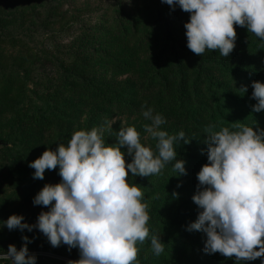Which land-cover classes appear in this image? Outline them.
<instances>
[{"label": "rangeland", "instance_id": "374dc122", "mask_svg": "<svg viewBox=\"0 0 264 264\" xmlns=\"http://www.w3.org/2000/svg\"><path fill=\"white\" fill-rule=\"evenodd\" d=\"M189 16L178 6L173 9L162 0H131L130 3L127 0H0V93L8 90L6 97L0 99V138L6 141L5 149H0V224L11 214H22L26 222L34 224L39 213L47 210L34 205L33 198L45 184H55L61 177L58 169H53L45 171L43 180L34 179L35 170L28 166L29 162L46 148L66 145L74 131L97 126L107 129L105 122L114 119L111 135L105 132L109 144L116 142L115 132L120 127L135 126L142 137L147 135L139 128L147 123L142 106L147 107L151 93L142 85L152 78L159 84L162 75L168 76L167 72L155 73L157 54L165 52L166 60L162 62L174 61L172 49L175 48L168 42L187 43L184 24ZM167 26H171L170 31ZM151 31L154 34L150 35ZM240 39L229 57L206 50L202 58L229 61L235 66L242 55L233 52L247 43ZM257 58L254 59L258 68L264 70V53ZM213 64L207 63L204 67L207 75L204 78L223 81L225 76ZM70 72L93 80L89 91L108 87L111 99L108 102L85 100L83 83L71 77L70 84L66 85L65 74ZM242 72L237 79L251 75L248 70L242 69ZM248 86L252 88L251 84ZM130 102L138 104L139 110L124 109L121 105ZM254 125L261 127L260 122ZM163 127L175 134L186 130L188 125L169 120ZM147 143L154 145L155 141L148 139ZM184 146L176 148L177 159L188 155L189 143ZM206 149L205 143L199 151L201 160ZM9 159L31 171L23 177L29 187L11 175L5 166ZM201 165V162L185 161L186 174L179 177L175 176L171 164L151 178L132 177L129 173V183L141 179L136 185L144 192V201L148 204L150 235H160L165 244V252L160 256L152 253L150 239L139 244V264H237L234 257L205 253V235L186 230L196 219L198 209L193 200L185 207L183 202L196 191V174ZM188 171L195 172V176L189 177ZM173 192L178 195L173 196ZM23 235L32 239L29 252L49 264H53V259L76 260L66 249H61L59 254L35 250L34 241L46 238L37 229L21 232L0 226V252H6L9 244L19 249ZM261 259L243 264H261Z\"/></svg>", "mask_w": 264, "mask_h": 264}, {"label": "clouds", "instance_id": "9594fccd", "mask_svg": "<svg viewBox=\"0 0 264 264\" xmlns=\"http://www.w3.org/2000/svg\"><path fill=\"white\" fill-rule=\"evenodd\" d=\"M162 3L190 14L184 24L187 47L198 56L207 50L229 57L237 39L234 26L264 41V0ZM251 87L256 101L252 111H264V82L252 81ZM142 107L146 136L135 126L120 127L116 142L107 143L105 132L111 135L113 119L105 122L107 129L74 131L66 145L46 148L29 162L34 179L43 180L46 170L58 169L60 181L45 184L33 198L34 205L47 210L39 213L34 224L22 214H11L0 226L21 232L37 229L52 247L77 248L80 258L69 264H139L138 245L146 239L155 256L164 253L160 235H150L144 192L127 177L129 173L132 177L159 175L169 164L175 176L185 175V161L177 159L176 148L191 138L182 130L170 134L163 127L167 123L163 114ZM252 125L235 123L216 130L209 124L204 129L207 162L196 174L198 184L192 196L198 213L186 226L189 232L205 235V253L234 257L237 264L257 258L264 264V129L254 130ZM148 139L155 144H148ZM22 241L19 249L9 244L6 252H0V264H36L37 256L28 248L32 239L23 235Z\"/></svg>", "mask_w": 264, "mask_h": 264}, {"label": "trees", "instance_id": "16d2710c", "mask_svg": "<svg viewBox=\"0 0 264 264\" xmlns=\"http://www.w3.org/2000/svg\"><path fill=\"white\" fill-rule=\"evenodd\" d=\"M236 27L237 39L247 42L239 46L233 54L242 55L241 60L234 66L229 61L226 62H214V60H205L202 56L194 54L188 47L186 42H168L172 44L175 50L172 49L174 55L173 62H162L166 60L164 58L165 52L157 54L155 60V73H168V76L162 75L161 82L158 84L155 78L150 79L151 82L142 87L149 93H151L147 99V107H152L156 112L163 114L166 121L186 124V130H184L186 136L191 138L188 146V155L182 156L183 160L192 163L205 164L207 154L203 160L199 156L200 149L204 146V129L209 124H215L216 130L221 127H230L235 123H244L246 125H252L254 130L257 125L255 122L261 124V129H264V111L253 112L252 105L256 103L251 98L252 88L249 89V84L255 79L264 82V70L258 68L256 60L254 58L261 57L264 53V41L255 37L252 33H248L244 27ZM170 31L171 26H167ZM136 32V29L133 31ZM154 34L153 31L150 35ZM129 31L126 30V36H129ZM246 40V41H245ZM257 58V59H258ZM207 63H214L213 65L218 68L219 71L225 76L223 81L214 82L213 78H204L205 69ZM248 70V74L244 79H237L243 75L241 70ZM195 73L194 76L192 74ZM207 76V75H206ZM66 85L70 84L71 77L77 81L83 83L84 89H86L85 100H107L111 99L110 91L108 87L100 90H91L90 85L94 83L93 80L87 79L81 76L80 73L70 72L65 74ZM151 77V76H150ZM248 81V82H247ZM208 82V83H206ZM233 83V84H231ZM243 83H245L243 85ZM155 86V88L153 87ZM95 87V85H93ZM92 87V88H93ZM153 87V88H152ZM247 91H244V88ZM205 88V89H204ZM219 92V93H218ZM8 90L6 89L3 93H0L1 97H6ZM124 109L126 107L129 110H139V105L135 102L129 104H121ZM112 108L113 102L109 103ZM219 124V125H218ZM139 129H142L140 127ZM0 149H5L6 141L4 139ZM184 143H181L178 148H184ZM7 149V148H6ZM206 153V151H205ZM201 165V166H202ZM5 166L9 167V172L16 178L19 183L23 186L29 184L24 182L23 177H27L31 171L26 170L17 161L9 159L8 164ZM200 166V167H201ZM189 177L195 176V172L188 171ZM151 178V177H150ZM141 181H133V184ZM192 201V196L183 202V207L188 205ZM171 224V223H170ZM15 240V239H14ZM35 250L46 249L48 251L61 253V249H66L70 253L72 259L78 260L79 251L77 248L69 250L66 245L59 247H52L48 242L47 238H39L33 243ZM37 256L36 264H49L48 261L43 260ZM53 264H69V261L62 259H53ZM70 264H74L70 262Z\"/></svg>", "mask_w": 264, "mask_h": 264}, {"label": "water", "instance_id": "95a60500", "mask_svg": "<svg viewBox=\"0 0 264 264\" xmlns=\"http://www.w3.org/2000/svg\"><path fill=\"white\" fill-rule=\"evenodd\" d=\"M3 144V141L2 140H0V146Z\"/></svg>", "mask_w": 264, "mask_h": 264}]
</instances>
